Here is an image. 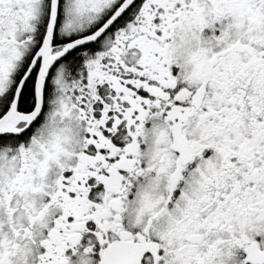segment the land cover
<instances>
[{"label":"snow or ice","instance_id":"1","mask_svg":"<svg viewBox=\"0 0 264 264\" xmlns=\"http://www.w3.org/2000/svg\"><path fill=\"white\" fill-rule=\"evenodd\" d=\"M0 264H264V0H0Z\"/></svg>","mask_w":264,"mask_h":264}]
</instances>
